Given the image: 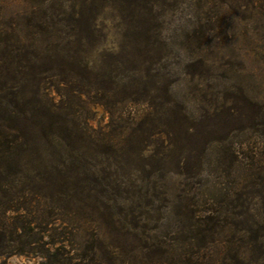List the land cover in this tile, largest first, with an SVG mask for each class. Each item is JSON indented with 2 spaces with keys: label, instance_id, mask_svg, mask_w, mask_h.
I'll use <instances>...</instances> for the list:
<instances>
[{
  "label": "rangeland",
  "instance_id": "374dc122",
  "mask_svg": "<svg viewBox=\"0 0 264 264\" xmlns=\"http://www.w3.org/2000/svg\"><path fill=\"white\" fill-rule=\"evenodd\" d=\"M0 33L34 109L0 264H178L189 210L264 253V0H0Z\"/></svg>",
  "mask_w": 264,
  "mask_h": 264
},
{
  "label": "trees",
  "instance_id": "16d2710c",
  "mask_svg": "<svg viewBox=\"0 0 264 264\" xmlns=\"http://www.w3.org/2000/svg\"><path fill=\"white\" fill-rule=\"evenodd\" d=\"M24 45L27 44L18 41L17 45H15V50L21 52L20 48ZM8 46H10V44H8ZM2 48L3 40L1 39L0 49ZM6 50H8V48H6ZM13 57L15 58V56ZM20 65L21 64H18L15 59L7 60L4 65H0V189L7 176L12 172H19L20 165H22L18 152L22 139L19 135H21L22 131L19 126L6 124L5 119L23 118L26 120L27 117L30 116L29 114L34 110L33 108H27V106L32 105V103L25 98L24 83L26 77L24 80L20 79L17 73L18 70L26 71L30 66L22 67V65ZM32 78H34V75ZM40 90L41 88L36 86L37 94H40ZM33 107L36 108V105ZM49 111H51V109H47L48 113ZM188 215L190 219L193 220L196 217L198 220H194V223L191 224L188 230L187 234H189V239L186 240V246L184 247L185 251L182 255L178 256V264H251V262L253 264H260L261 261H263L261 259V254L264 253L261 250V245L258 244L257 241H255V244L250 248L251 251L254 250L257 254V258L254 261H248V250V252H243V257L239 256L240 254L236 251L231 252L229 256L226 257L224 255L227 254L226 251L229 250L228 246L224 245L221 247L222 250L217 254L211 253L212 248L216 247V245H213V247L208 246L211 242L204 246L197 245V241L203 243L205 238L210 237L212 239L216 232H223L224 229L218 228L220 225L219 214L217 213H206L204 216V214L199 215L195 213L194 210H189ZM184 231L185 230H182L181 233H185ZM202 249L204 253L201 255L202 257H199L198 254ZM205 250H209V252ZM56 256L57 254L53 255L55 258ZM59 262L60 261L57 260V263Z\"/></svg>",
  "mask_w": 264,
  "mask_h": 264
}]
</instances>
